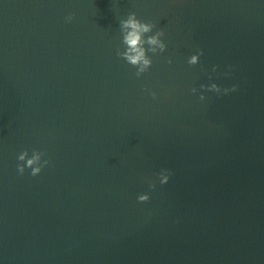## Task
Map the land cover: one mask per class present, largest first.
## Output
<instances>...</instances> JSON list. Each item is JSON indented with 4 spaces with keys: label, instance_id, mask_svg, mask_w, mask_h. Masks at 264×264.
<instances>
[{
    "label": "water",
    "instance_id": "water-1",
    "mask_svg": "<svg viewBox=\"0 0 264 264\" xmlns=\"http://www.w3.org/2000/svg\"><path fill=\"white\" fill-rule=\"evenodd\" d=\"M0 264H264V0H0Z\"/></svg>",
    "mask_w": 264,
    "mask_h": 264
},
{
    "label": "clouds",
    "instance_id": "clouds-1",
    "mask_svg": "<svg viewBox=\"0 0 264 264\" xmlns=\"http://www.w3.org/2000/svg\"><path fill=\"white\" fill-rule=\"evenodd\" d=\"M69 21H71L72 17L69 16L67 18ZM120 26L123 34V43L128 46L127 52L119 53L118 55L121 56L128 64L135 66L138 71L136 72V75L139 77L141 74L145 73L152 65L151 59L146 55V52L150 51L153 54H156L158 51L163 53L166 50V45L162 42L161 37L164 35L162 31L156 32L155 35H147L152 32L154 25L151 23L142 22L141 20L137 19L135 13H130L126 20L120 21ZM125 30H127L125 32ZM147 38L145 39V37ZM147 44L150 47L147 49L144 47V45ZM155 46V47H153ZM199 55H203V52H200ZM197 60L196 56H193L191 60L189 61L190 64H195ZM169 63H171V60H169ZM209 91H215L219 93L221 91L220 88L217 87V85L212 84L211 88L208 89ZM232 91H235L236 88L233 87L231 89ZM196 90L193 89V92ZM225 93L228 92V89L224 90ZM153 97L155 98V93H152ZM201 100L204 99L203 96L200 97ZM42 155V153L39 152H33L34 156L33 159H27L28 153L27 151L23 152L19 155L18 159L19 161L24 162L26 160L25 165H18V172L20 174H23L25 171V166L27 168L32 169L31 175L37 176L40 174L42 168L39 167H33V164L35 163L36 159L39 158V155ZM48 164V161H45L44 166ZM168 180L166 179L164 183H167ZM148 200V197L141 196L139 197V201Z\"/></svg>",
    "mask_w": 264,
    "mask_h": 264
}]
</instances>
